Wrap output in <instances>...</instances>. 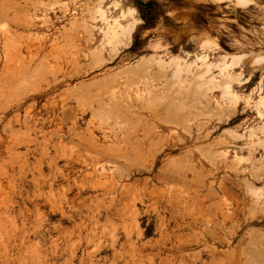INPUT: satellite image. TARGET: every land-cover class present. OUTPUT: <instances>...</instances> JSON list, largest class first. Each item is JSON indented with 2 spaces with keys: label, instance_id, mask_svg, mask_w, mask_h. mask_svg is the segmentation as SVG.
Here are the masks:
<instances>
[{
  "label": "rangeland",
  "instance_id": "374dc122",
  "mask_svg": "<svg viewBox=\"0 0 264 264\" xmlns=\"http://www.w3.org/2000/svg\"><path fill=\"white\" fill-rule=\"evenodd\" d=\"M262 54L264 0H0V264H264Z\"/></svg>",
  "mask_w": 264,
  "mask_h": 264
},
{
  "label": "bare ground",
  "instance_id": "6f19581e",
  "mask_svg": "<svg viewBox=\"0 0 264 264\" xmlns=\"http://www.w3.org/2000/svg\"><path fill=\"white\" fill-rule=\"evenodd\" d=\"M239 1H243V0H239ZM100 4V3H99ZM14 16H15V14H14ZM13 18V17H12ZM9 19V18H8ZM17 19V18H16ZM117 19H118V17H117ZM116 18H115V20H113V21H109V20H107V24H106V28H105V32L106 33H109V34H112V35H115V36H119V35H122V34H124V33H127L126 32V28H127V26L125 27V25H123L120 21H118ZM20 23V22H19ZM25 25V24H24ZM100 28V27H99ZM131 29V26L129 27V29H127L128 30V33L130 34V32L129 31H131L130 30ZM114 36V37H115ZM107 37V36H106ZM74 38V37H73ZM108 38V37H107ZM72 39V38H71ZM118 39V38H117ZM121 40V39H120ZM119 41V40H118ZM117 41V42H118ZM105 44V43H104ZM102 45H103V43H102ZM98 51V50H97ZM96 51V52H97ZM255 52V51H254ZM97 54V53H96ZM247 54V53H246ZM254 54V53H253ZM256 54V53H255ZM98 55V54H97ZM100 57V56H99ZM245 56L242 54V55H239V54H237V55H232L231 56V62L229 63L228 61H226V55L224 56V60H223V63H222V65L220 66V71H221V74H224L225 75V79H224V84H225V91L226 92H230V87H229V85H227L228 83H230L231 81H232V76H233V73H231L230 71H229V67H231L238 59L240 60V59H243ZM255 58L256 59H258V61H260L261 59H263V61H264V55L262 54V55H257V56H255ZM254 58V59H255ZM99 59V58H98ZM254 59H253V62H255L254 61ZM260 59V60H259ZM246 60V59H245ZM97 61V60H96ZM257 61V62H258ZM252 62V61H251ZM252 62V63H253ZM256 62V63H257ZM262 62V61H261ZM7 70V69H6ZM3 78V77H2ZM6 79V78H5ZM231 79V80H230ZM3 80V79H2ZM8 80L10 81V78H8ZM3 81H5V80H3ZM11 82V81H10ZM216 82H218V81H216ZM7 83V82H6ZM219 83V82H218ZM220 87V86H219ZM228 95V94H227ZM234 98V97H233ZM233 102H235V101H233ZM258 103H262L263 105H264V96H261L260 98H259V101L257 102V104ZM258 115L260 116V117H263L264 116V113L262 112V111H260V110H258ZM253 134V131H250L249 132V135H252ZM254 141V140H253ZM220 186V185H219ZM262 196V195H261ZM257 198V197H256ZM222 205V204H221ZM219 208H221L220 207V205H219ZM222 209V208H221ZM224 209V208H223ZM222 212H223V210H222ZM226 213V212H225ZM227 215V214H226ZM224 217H225V215H224Z\"/></svg>",
  "mask_w": 264,
  "mask_h": 264
}]
</instances>
